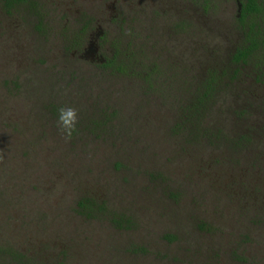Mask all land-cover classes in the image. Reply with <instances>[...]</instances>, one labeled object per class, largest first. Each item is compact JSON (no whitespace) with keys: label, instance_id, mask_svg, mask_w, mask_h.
<instances>
[{"label":"rangeland","instance_id":"1","mask_svg":"<svg viewBox=\"0 0 264 264\" xmlns=\"http://www.w3.org/2000/svg\"><path fill=\"white\" fill-rule=\"evenodd\" d=\"M32 1L0 2V244L46 264H264V68L231 63L241 0ZM212 71L197 128L184 111ZM60 106L79 112L67 142ZM85 197L103 213L78 214Z\"/></svg>","mask_w":264,"mask_h":264},{"label":"trees","instance_id":"2","mask_svg":"<svg viewBox=\"0 0 264 264\" xmlns=\"http://www.w3.org/2000/svg\"><path fill=\"white\" fill-rule=\"evenodd\" d=\"M3 10L6 13L16 11L20 8L36 10L35 1L32 0H0ZM237 27L241 34V41L231 56V63L235 64V72L247 65H255L257 68H264V59L259 54H264V0H241L240 10L237 17ZM90 25V21L85 22L80 34H83ZM119 57V55H117ZM102 67L114 66L117 72H122L123 63L114 58L106 59L100 63ZM218 79L215 71H212L208 78L204 79L195 91L184 112L190 123L199 128L200 119L205 115L209 102L213 100L218 92ZM233 143V141H232ZM239 141L233 146H238ZM104 204L98 203L92 197L81 198L77 201L76 212L84 217L91 218L96 212L103 213ZM114 223L121 227L122 223L130 222L129 219L113 218ZM0 264H46L40 262L32 255L23 252L12 244H0ZM48 264V263H47ZM52 264V263H51ZM54 264H64L62 261H55Z\"/></svg>","mask_w":264,"mask_h":264},{"label":"clouds","instance_id":"3","mask_svg":"<svg viewBox=\"0 0 264 264\" xmlns=\"http://www.w3.org/2000/svg\"><path fill=\"white\" fill-rule=\"evenodd\" d=\"M78 116V109L72 106H60L57 109V127L66 142L73 138L74 133H78Z\"/></svg>","mask_w":264,"mask_h":264},{"label":"flooded vegetation","instance_id":"4","mask_svg":"<svg viewBox=\"0 0 264 264\" xmlns=\"http://www.w3.org/2000/svg\"><path fill=\"white\" fill-rule=\"evenodd\" d=\"M239 10H240V5H239Z\"/></svg>","mask_w":264,"mask_h":264}]
</instances>
